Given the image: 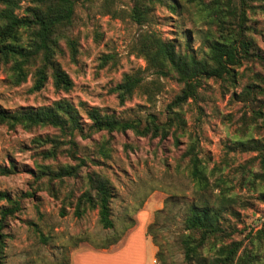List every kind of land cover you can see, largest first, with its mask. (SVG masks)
Masks as SVG:
<instances>
[{
	"label": "rangeland",
	"instance_id": "374dc122",
	"mask_svg": "<svg viewBox=\"0 0 264 264\" xmlns=\"http://www.w3.org/2000/svg\"><path fill=\"white\" fill-rule=\"evenodd\" d=\"M28 2L22 0V8ZM74 2L73 20L67 34L75 40L76 50L72 54L63 38L59 40L62 52L57 54V60L73 82L72 89L68 93L56 92L48 81L41 90L32 92L30 78L13 86L0 70L1 107L15 111L66 97L76 105L84 102L87 107H98L123 119H144L146 114L153 113L163 121L166 106L179 92L181 84L171 75L155 74L147 66L138 51L140 35L155 32L180 47L187 45V50L200 57L208 34H214L218 28L235 30L237 24L231 16L225 23L211 22L206 19L203 6L192 0H173V3L165 0L156 4L142 25L130 17L134 0ZM204 2L213 4L214 0ZM219 3L224 7L226 0ZM249 3L246 35L264 54V7L260 1ZM259 70L255 63H244L238 70L241 74L236 85L218 79L202 81L196 97L181 108L186 129L179 136L178 145L171 136L160 140L138 137L131 131L105 134L110 139V157L102 161L95 156L100 163L88 161L78 177L61 181L50 182L40 174V165L55 170L65 164H75L68 155V145H63L53 159L44 158L41 149L33 143L39 135L57 134L54 130L10 128L0 124V165L15 166L12 173L0 175V190L14 197L26 192L33 194L22 198L21 210L10 218L4 230L6 263L71 264L73 254L78 251H103L100 249L126 245L121 242L141 221L144 230L148 226L154 230L146 234L153 250L151 256L147 255V264H187L177 233L184 208L193 201L194 195L183 152L189 138H198L200 157L207 170L214 165L221 168L229 195L239 200L234 207L237 214L229 219L234 228L229 240L240 242V254L244 251L255 254L256 264H264V239L257 238V232L264 231V173L259 168L257 153L243 151L234 144L236 140H245L248 134L256 139L264 138L262 118L253 117V111L264 110V95H256L257 99L252 101H241L232 95L241 92L252 81L253 72ZM135 71L143 76V84L120 102L114 88L124 74ZM76 141L78 155H95L92 143L81 138ZM93 171L106 176L113 188L111 208L115 231L121 233V238L107 248L97 246L111 241L113 231L101 228L96 210L87 211L81 217L73 215L74 198L86 187V172ZM3 204L0 201V206Z\"/></svg>",
	"mask_w": 264,
	"mask_h": 264
},
{
	"label": "trees",
	"instance_id": "16d2710c",
	"mask_svg": "<svg viewBox=\"0 0 264 264\" xmlns=\"http://www.w3.org/2000/svg\"><path fill=\"white\" fill-rule=\"evenodd\" d=\"M165 0H134L130 10L131 19L139 25L148 21L152 7ZM173 3V0H170ZM205 0H192L203 6L206 19L218 24L225 23L228 16L236 18V29L218 28L205 38V49L198 57L194 51L187 50V45L180 47L173 40H164L155 32H144L139 37L138 51L147 66L157 75H171L181 84V89L166 106L165 119L158 120L155 114L148 113L144 119H123L107 113L98 107H87L84 102L74 104L70 99L61 97L49 104L21 107L9 111L0 106V124L10 128L21 126L25 129L46 128L57 134L37 136L33 139L36 147L41 149L44 158L55 159L61 147L68 145V155L75 164H65L55 170L40 165V174L49 181L63 180L66 177H78L87 162L100 163L110 157V139L105 134L131 131L138 137H149L160 140L171 136L175 144L181 143L179 136L186 129V120L181 108L189 99L195 98L202 81L221 80L236 85L239 68L244 63H255L260 70L253 72L252 81L247 82L241 92L232 95L241 101L257 99L264 95V54L246 35V10L251 7L250 1L264 0H226L222 7L219 0L206 4ZM22 0H0V70L8 82L19 86L30 78V91L41 90L48 81L56 92L68 93L73 82L57 60L62 52L60 39L66 43L73 54L76 50L75 40L67 34L74 15V0H29L26 7ZM224 27V26H223ZM139 71L126 73L115 86L120 102L128 99L143 84ZM82 112L80 111V109ZM255 115V116H254ZM253 117L262 118L264 110L253 111ZM94 135H98L97 138ZM105 135V136H104ZM245 140H236L234 144L243 151L257 153L259 168L264 173V138L256 139L251 134ZM77 138L92 143L95 155H78ZM198 138H189L183 152L186 159L187 177L193 184V201L186 204L177 233L183 259L187 264H256L255 254L242 252L240 242L229 240L234 228L229 222L235 216L237 198L229 195L226 181L221 176V168L214 165L207 170L205 161L200 157ZM235 147V146H233ZM15 166L0 165V175H8ZM86 187L74 198L73 215L83 216L87 211L96 210L97 221L101 228L112 230V240L97 246L107 248L116 244L121 233L115 231L111 201L113 188L110 180L97 172H86ZM228 187V188H227ZM32 197L24 193L14 197L0 190V264L6 263V238L4 230L8 221L21 210L22 198ZM239 203V200H238ZM64 215V210H61ZM133 223V222H132ZM131 225V223H130ZM148 226L147 233H152ZM258 239H264V231L259 230ZM154 240V239H153ZM157 243L156 240H154ZM161 256L160 254H158ZM158 259V257H157Z\"/></svg>",
	"mask_w": 264,
	"mask_h": 264
},
{
	"label": "crops",
	"instance_id": "0c3cea01",
	"mask_svg": "<svg viewBox=\"0 0 264 264\" xmlns=\"http://www.w3.org/2000/svg\"><path fill=\"white\" fill-rule=\"evenodd\" d=\"M145 225H139L127 234L121 242L126 245L116 246L103 251L81 250L73 254L71 264H147V255H152V246L146 239Z\"/></svg>",
	"mask_w": 264,
	"mask_h": 264
}]
</instances>
